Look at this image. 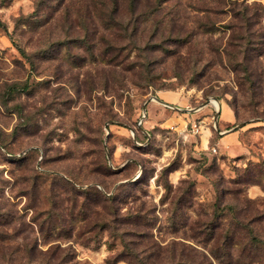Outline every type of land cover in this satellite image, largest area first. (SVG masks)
Listing matches in <instances>:
<instances>
[{
    "label": "rangeland",
    "instance_id": "rangeland-1",
    "mask_svg": "<svg viewBox=\"0 0 264 264\" xmlns=\"http://www.w3.org/2000/svg\"><path fill=\"white\" fill-rule=\"evenodd\" d=\"M0 264H264V0H0Z\"/></svg>",
    "mask_w": 264,
    "mask_h": 264
},
{
    "label": "built area",
    "instance_id": "built-area-1",
    "mask_svg": "<svg viewBox=\"0 0 264 264\" xmlns=\"http://www.w3.org/2000/svg\"><path fill=\"white\" fill-rule=\"evenodd\" d=\"M170 105V104H169ZM165 106H167V105H165ZM173 106V105H172ZM172 106H167V107H171V108H174V107H172ZM201 127H202V123L201 122H199V123H192L191 124V132L193 133V134H197V133H199L200 132V129H201ZM212 150L213 151H215V148H212Z\"/></svg>",
    "mask_w": 264,
    "mask_h": 264
},
{
    "label": "water",
    "instance_id": "water-1",
    "mask_svg": "<svg viewBox=\"0 0 264 264\" xmlns=\"http://www.w3.org/2000/svg\"><path fill=\"white\" fill-rule=\"evenodd\" d=\"M155 99H156L157 101H159L160 103L164 104V105L172 106V105H169V104H167V103L161 101L160 99H158V98H156V97H155ZM207 102L209 103V101H207ZM207 102H204L201 106H203V105L206 104ZM172 107H174V106H172ZM174 108H177V107H174ZM195 109H198V108H195ZM144 111H145V108L143 107V113H144ZM218 112H219V109L217 108V109H216V114H215V124H216V122H217ZM143 117H144V115H143ZM144 132L146 133V131H144ZM146 134H147V133H146Z\"/></svg>",
    "mask_w": 264,
    "mask_h": 264
},
{
    "label": "crops",
    "instance_id": "crops-1",
    "mask_svg": "<svg viewBox=\"0 0 264 264\" xmlns=\"http://www.w3.org/2000/svg\"><path fill=\"white\" fill-rule=\"evenodd\" d=\"M166 97H168V96H166ZM175 98H176V97H174V99H175ZM164 100L166 101L165 103L168 102L167 104H170V105H171V103H172V98H171V97H169V99H165V98H164ZM227 118H229V116H228ZM229 119H230V118H229ZM225 140H226L225 137H222V138H221V142H222V143H224ZM226 145H227V144L225 143L224 146H226Z\"/></svg>",
    "mask_w": 264,
    "mask_h": 264
},
{
    "label": "trees",
    "instance_id": "trees-1",
    "mask_svg": "<svg viewBox=\"0 0 264 264\" xmlns=\"http://www.w3.org/2000/svg\"><path fill=\"white\" fill-rule=\"evenodd\" d=\"M137 131H136V135L138 134V133H140L141 135H142V139H145L146 138V135L144 134V132H142L140 129H136ZM139 178V177H138ZM137 178V179H138Z\"/></svg>",
    "mask_w": 264,
    "mask_h": 264
},
{
    "label": "bare ground",
    "instance_id": "bare-ground-1",
    "mask_svg": "<svg viewBox=\"0 0 264 264\" xmlns=\"http://www.w3.org/2000/svg\"><path fill=\"white\" fill-rule=\"evenodd\" d=\"M215 100V99H214ZM210 101V100H209ZM213 107H215L216 109L218 108V104L214 101H210L209 102Z\"/></svg>",
    "mask_w": 264,
    "mask_h": 264
}]
</instances>
